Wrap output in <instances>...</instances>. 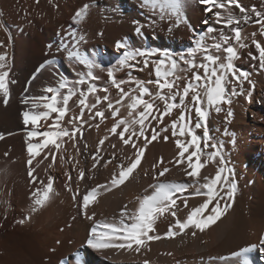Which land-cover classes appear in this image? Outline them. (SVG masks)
Segmentation results:
<instances>
[{
    "label": "snow or ice",
    "instance_id": "6c2138e0",
    "mask_svg": "<svg viewBox=\"0 0 264 264\" xmlns=\"http://www.w3.org/2000/svg\"><path fill=\"white\" fill-rule=\"evenodd\" d=\"M36 2L38 3L39 0ZM199 3L205 6L206 14H211L210 19L202 21L206 26L205 30L200 33L194 32V46L186 52L173 54L166 50H139L131 48L126 41H117L116 48L123 49V54L116 65L103 69L100 64L80 50V44L84 39L82 36L77 38L75 32H70L69 36L73 43L69 45L62 41L61 47L67 53V58L83 65L87 71L80 73L75 81L61 77L57 86L44 88L42 95L24 96L21 99V103L27 106L21 113L22 122L25 126L31 125L25 136V143L28 156L27 175L33 190L29 196L31 204L23 218L16 221L18 224H25L33 213L44 208L59 195L53 187V176L48 175L45 183L43 179L33 175L35 168L44 160H48L49 156L45 155L35 167L32 166L33 160L49 145L60 151L64 137L75 140L78 133L82 135V123L87 122L83 119L85 110L89 114V119L100 117L103 121L105 112L98 106L104 102H107V110L111 112L114 120L108 131L116 134L123 145L130 146L135 151L131 157H127L130 161L127 165L124 163L115 165L119 172L114 171L107 184L91 188L82 197L79 188L73 191L70 183L66 182L64 185L72 194V200L77 203L80 213L86 220L92 222L86 241L89 248L96 251L125 250L140 253L142 249L150 250V242L183 237L188 234L186 230H191L190 234L195 237L197 230L204 232L232 207L238 191L235 170L229 166L222 145L211 136L208 120L212 111L219 114L225 111L223 106L228 105L225 121L230 123L234 116L231 107L232 98L244 95L249 102L251 101L255 82L250 78L251 73L238 67L236 61L241 59L239 50L249 47L246 41L250 38L258 56L251 52L248 55L252 60H258L259 69L264 71V42L256 39L257 32L251 33L250 37L245 36L241 25L254 21L259 25L258 34L264 37V10H258L255 6L248 8L241 0H199ZM140 6L160 21H174L169 31L172 27L188 23L185 14L186 0H141ZM90 7L89 4L80 7L72 17L73 21L76 23L84 21ZM2 15L3 13L0 12V16ZM0 29L7 32L3 22H0ZM142 29L143 26L138 24L135 33L143 36ZM10 45L9 34L7 45L0 41V49H3L0 51V96L3 97L5 105L8 104L11 96L10 84L16 83L15 80L10 79L11 62L7 51ZM54 63V60L45 61L37 68L36 73ZM96 68L107 72L106 86L100 87L96 83L101 79L94 71ZM124 69L129 70L128 78L118 79L116 73ZM145 69H148L150 76L154 75L155 78L140 80L132 75V70ZM35 79L36 74H33L28 85L30 86ZM245 82L250 86L247 92L244 88ZM149 85L154 86L155 91ZM110 88L116 89V99L112 98ZM25 92H28L27 86ZM100 93L103 95L101 96ZM90 97L93 100L90 101ZM73 106L79 108V113H73L65 121V117L73 112ZM121 108L127 110L126 115H121ZM176 110L179 111V115L171 119L169 124H165V118H171ZM49 120L52 122L47 123ZM152 121L156 122L155 125ZM41 122L47 124L43 131L40 130ZM65 124L70 125L71 128ZM96 127L98 129L99 125ZM117 129L121 130L117 132ZM148 129L151 130L150 137L146 134ZM197 130H201L202 135L198 134ZM169 132L171 137L175 138V147L178 151L173 160L165 162L161 157L152 165L155 174L154 183L148 186L151 192L145 189V194L135 198L137 207L134 210H129L126 204L120 209L118 218L97 219L96 213L90 212V206L98 203V197L103 193L111 192L114 188L123 185L140 166L148 145L160 139L162 133H164L163 141L167 142L170 138L167 134ZM228 134L226 128L225 135ZM37 137L42 139L33 142V138ZM2 138L0 136V139ZM106 139H108L107 135L99 141V144L102 145ZM141 139L142 146L137 143ZM112 147L116 146L112 145ZM205 149L211 151L206 152ZM99 151L98 145L97 154ZM49 154L51 162L47 165L46 172L48 168L53 167L57 159L56 153L51 149ZM61 159L63 160V157ZM92 159L94 161L92 167L95 168L100 160L97 155H93ZM110 163L111 160L105 161L103 166L108 167ZM209 163L216 165L215 175L201 178V170ZM172 164L185 165V175L192 179V184L162 181L160 177L170 172L168 165ZM65 176L71 181L72 177L68 172H65ZM84 178L85 171L80 169L78 179ZM189 187H195L192 195L204 199L198 206L190 208L186 217L181 219L178 213L182 208H189L188 198L184 196ZM166 215L171 216L173 222L161 236L156 233V224L161 218H166ZM257 249L264 256V235L261 236L259 245L253 244L233 252L232 264H254L250 254ZM60 264H70V262L65 258ZM72 264H85L79 252L75 254ZM143 264H149V261L144 260Z\"/></svg>",
    "mask_w": 264,
    "mask_h": 264
},
{
    "label": "rangeland",
    "instance_id": "374dc122",
    "mask_svg": "<svg viewBox=\"0 0 264 264\" xmlns=\"http://www.w3.org/2000/svg\"><path fill=\"white\" fill-rule=\"evenodd\" d=\"M39 1H41V2H38L37 3L36 0H6V1L5 0H0V8H1L0 9V12L3 13V15L0 17L1 18L0 20H1V22L4 21L3 23H4L5 27H7V29L8 28L10 29V30L8 29L7 33L11 35V45L8 47L10 49H8L7 51L9 53L10 62L11 61L14 62V64H13V62H11V71H10V78L13 75V80L16 81V83L13 84L14 86L15 85L17 86L18 83H19V78L17 77V75H16V77H14L15 76V73L13 72V71H15V68H13V67H15L16 49H17V45H18V42H19L17 40L19 39V37L21 35H24V37L25 36L32 35L33 32H34V30L37 29V24H39V26H40L39 27V30H40L41 33H44L45 29L51 26V35H52V38L50 40L49 39L46 40L45 43H41V48H40L41 50L40 49L38 50V56H41L42 55L44 57H48L50 55L47 58L48 60L53 59V58H57V60L55 61L54 64L47 65L45 69H42V70H46V72H48V70H50V72H48V74H50V78L52 77L51 74H53V73H54L53 76H55V77H52L51 79L45 80L44 81V84L42 83L39 86V89H37L38 90V93L36 92L37 90L34 91V92H36L35 96L42 95V90L45 87H48V85L50 86V83H51V86L52 87L53 86L54 87L57 86L55 83L58 82V79L61 78L63 76V74H66L63 77L64 78L67 77L68 80H69V77L70 76H73L72 73H74L75 74L73 76L74 79L73 80H69V81H75L76 79L79 78L80 71H81V73L82 72L84 73V71L85 72L87 71V68H85L83 65H81L79 63H76V62L74 63V61H70L67 58V53L61 47L62 41L65 42V43H68L69 45L71 44V42L73 43V40H72L71 36H69V33L70 32H75L76 37H78V38L82 36L84 39H83V41L80 44V50L83 53H85L90 59H92L95 62H97L98 64H100L103 69H107L108 67H112V66L116 65L117 61L121 58L120 57V53H122L124 51L123 49H117L116 48V42H117V40L118 41H126V42H128L129 46L131 48H133V49L144 50V49H147L148 48V49H156V50H160V51H165L166 50V51L172 52L173 54H175V53L178 54L180 52H186L188 50V48H191V47L194 46V41H193L194 38H195L194 37V31H195V33H198L197 31H200V32L201 31H204L205 30V27H206L202 23V21H204L205 20V17L207 16V14H205V11H204V7L205 6L202 5V4H200L199 2H197L198 0H195L194 3H195V5L198 4V7H200L201 10L199 11V8H198V12L196 11V13H195V16L196 17H194V16L191 15L190 9H189L190 6L188 7L187 5H189V4L186 2L185 14H186V18H187L188 23L187 24H181L178 27H172V30L171 31H169V28L172 26V24L174 23V21L173 22L167 21V20H165L164 22L163 21H159V19L157 17H156L157 18L156 19L155 16H153L150 12H148L146 9H144V8H142L140 6L141 0H76L75 1L76 3L74 2V0H64V2H63V0H39ZM263 1L264 0H256V1L255 0H242L241 2L246 7H248V8H251L252 6H255L258 10H260V9L261 10H264ZM68 2H69V4H68ZM83 3L84 4L91 5V7L89 8V13H88L90 15L87 16V18L85 19V21H82L80 23H76V22L73 21L72 17L75 14L76 10H78V8H80V7H82L84 5ZM56 4H58V5H56ZM70 4H72V5H70ZM76 4L78 5V7L76 8L75 12L72 13V8L74 6H76ZM27 5H28V7H27ZM92 5L95 6L96 8L93 7ZM69 6H71L70 9H69ZM258 6H260V7H258ZM65 8H67V9H65ZM2 9H3V11H2ZM18 9L20 10V12L18 11ZM4 10H6L7 12L4 11ZM7 13H8V15H7ZM50 13H51V15L49 16ZM54 13H56V14H54ZM59 13H61V14H59ZM92 13H93V15L91 16ZM237 13H238V10H237ZM5 16H7V17H5ZM24 16H25V18H24ZM127 16H128V18H127ZM93 17H96L97 18V20L95 22H93V19H92ZM102 19H103V21H102ZM141 21H143V22H141ZM57 22L59 23L58 24L59 25L58 29L54 25ZM102 22L103 23L105 22V23L103 24ZM123 22L128 24L127 25V28H122V30L118 31L117 28H114V27L112 28L111 27V26L118 27V25L120 27H125V26H123L124 25ZM6 24H7V26H6ZM138 24L143 26V29H142L143 36H140V35L138 36L135 33V28L137 27ZM89 25H90V27H89ZM131 25H133V26H131ZM148 26L150 28H148ZM161 26H163V28ZM214 26L215 27H219V25H214ZM108 27H109V29H108ZM241 27L243 29V34L245 36L250 37L251 36V33L257 32L256 39L259 40V41H261V42H264V37H262V36H260L258 34L259 25H257L256 23H254V21L253 22H250L248 24H242ZM59 28H61V29H59ZM100 29H102V30H100ZM125 29H127V30L126 31H123ZM146 29H148V30H146ZM104 30H106V31H104ZM0 31L1 32L3 31L4 34L6 35L5 36L3 34L6 39L5 38H1L0 41H3L7 45L8 44V36L9 35L6 33V31L4 29H2ZM65 35H66V37H65ZM84 36H86V37H84ZM117 36L119 38H117ZM55 41H56V44L54 45V42ZM250 41H251L250 38L246 41V43L249 44V47L248 48H244V49H240L239 50L241 52L240 53L241 59L237 60L236 61V64H237L238 67H240L243 70L251 73V77L250 78L255 82V87L257 88V94L258 95H256V103L257 102H263L264 103V100H263V93H264V71H261L259 69V62H258V60H252L251 57L248 55V53L251 52L253 55H257L258 56V53H257V51L255 49V46L252 45ZM89 43L91 45H89ZM1 50H3V49H1ZM11 52L13 53V55H12ZM47 59L42 60L39 64L36 65V67L37 66L39 67L42 63H44L45 61H47ZM71 66H73V67H71ZM75 66L78 67L77 70H79V72H76L77 70H76ZM72 68H74L76 71L74 72V70ZM96 69L94 70L95 73L98 72L96 75L99 74L98 76L101 78L99 81H97L98 86H101V87L106 86L108 84L107 72L106 71H102V70H98V69H101V68H96ZM36 70L32 74H35L36 73ZM145 70H144L145 72L144 71H138V70H132V75L134 77L137 76L138 79L140 78V80H144V79L145 80H148L149 78L150 79H154L155 78L154 75H151L150 76L149 70H147V69H145ZM54 71H56V73ZM128 71H129L128 69H124V70L119 71L121 73L117 72V74H116L117 75V78L118 79H124L126 77V79H127L128 78L127 77ZM57 72H59V73L57 74ZM136 73H138V74L137 75H134ZM140 75H142V76L140 77ZM75 76H77L78 78L76 77V79H75ZM31 78H32V76L29 77V80ZM54 78H55V80H54ZM70 78L72 79V77H70ZM53 83H54V85H53ZM105 83H107V84H105ZM46 84H48V85H46ZM149 86H151L150 88H152V89L154 88V86H152V85H149ZM249 87L250 86L247 84V82H245V84H244L245 92H247V90L249 89ZM154 89H153V91H155ZM114 90H113V88H111L110 92L112 94V98L113 99H116L117 98V96H116L117 93H116V91L114 92ZM27 93L28 92H25V88L24 89H19L18 88L15 91L12 89V93H11L10 98L13 97L12 99H16V100L18 99L20 101V99H22V97H24L25 95H27ZM100 95L102 96L103 93H100ZM30 96H34V95L31 94ZM243 96L244 95H240V96H235V97L232 98L234 104H232L231 107H233L234 105L235 106L233 107V112H234L233 120L231 119L232 121L230 123H228L229 125L226 123L229 128L225 125V122H226L225 121V115H226V110L229 107L228 105H224L223 106L224 109H225V111H222L221 112L222 115L224 114L223 116L221 115V113L217 114L214 111H212L211 112V118L209 116V120H208V124H209V121L213 120L214 117L216 119L218 118L217 121L218 120L221 121V122L218 121L219 124L222 125L221 128L226 127L227 130H228V133H229L228 136H230V137L232 136V138H233L232 140L235 141L236 144L233 143L234 146H236L238 144V141H237V139H238L237 136L238 135H235L237 132L235 131L233 124H234V121L236 120V117L238 119V117L240 116L239 115L240 113L238 111L239 108H240V105L243 104V103H245L242 100H245V101L247 100V99H245V96L244 97ZM10 98H9V102L8 103L11 102V99ZM91 100H93V99L90 97V101ZM70 104H71V102H70ZM104 104H105L106 107L104 106ZM5 106H8V104L5 105ZM160 106H161V108L163 107L162 104ZM98 107H100L99 109H101V110H103L105 112V119L102 122H101V118L100 117H96L94 120L93 119H89V114H88L87 110H85L86 113L88 114V117H87V114L85 113V116H84L85 118H83V119L85 121H87V122L89 121V123L88 124H86L87 122L86 123H82V125L84 124L82 126L83 128L81 127L82 135L80 133H78L77 134V137L78 138L76 137L75 140H72L69 137H64V143L61 144L60 151H56L55 149L52 150L53 152L56 153V157H57V159H56V161H55L52 169L53 168L54 169H58L57 165H58V163H60V160H61L60 157H61V154H63V150L64 149L69 150L72 153H74L72 155V159H73L72 164L69 165V166H71V169L70 170L68 169L69 171L67 170V165L65 163H63V162H65V158H64L65 156L63 155V158L64 159H63L62 164H63V167L66 166V168H65L64 173H62V178H60L61 175L60 176L57 175V174H55L56 176L55 175H51V173H49L48 171H47L48 173L46 174L45 169L47 167H44V166L43 167L42 166H39V169L41 170L40 172H37V168H35V172L33 173V175L34 176H37L39 179H41L39 177V175L42 174V176H44L43 175L44 173L47 176L48 175L53 176L54 177L53 187L56 190V192H58V193H60V190H61L60 189V187H61L60 186V184H61V180L60 179H62V187H63V190H65V193L66 194H65V196L63 198H61L60 196L58 197V199H59V203L58 204L61 205V206L66 205V209H67L68 213H67L66 219H64V218L61 219L60 216L58 217V214H57V216H53V218H52V222L54 220L55 221L53 223L54 225H52V227H50V229H52L54 227L53 228V232L51 234L53 236L51 238H52V240L53 239L55 240V243L57 245L56 247H58V245H60L62 243V239H56L57 233H59V232L64 233V232H66V230L70 229L72 227L74 221L77 218H82V219L86 220L84 218V216L82 215V213H80V211L78 210L77 203L72 200V194H70L66 190V188L64 187L65 182L67 181L68 183H70L71 187L73 188V191H75L77 188H80L79 189L80 196L82 197V195L86 193V190L88 191L91 188H94V187H96L97 185H100V184H107L108 181H110V179L112 177V173L114 171L115 172L117 171V173L119 172V169L116 168L115 165L116 164H119V163H124L125 165H127L130 162L127 159V157H131L132 154H133V152L135 151L134 149L132 150V148H131V153L129 154L130 156H128V155L126 156L125 153H127L128 150H130V148L128 149V146L123 145V143L121 141H119L120 139H119V137L116 134H112V133H110L108 131V129L111 128L110 124H113L114 120H113L112 117H110L111 116V112L109 110H107V102L102 103ZM257 107L258 106H256V108ZM260 107H261V105H259L258 109ZM76 109L79 111L78 108H76L75 106H73V112H70V113H72V114L73 113L78 114L79 112ZM122 110H124V111L122 112ZM70 113L68 114V116L65 117V121L68 119L69 116L72 115ZM126 113H127V110H125V108H121V114L122 115L123 114L126 115ZM213 113H215V114H213ZM107 115H108V117H107ZM177 115H179V111L178 110H176V111L173 112L171 118H168V117L165 118V124H169L171 122V119H173V118L175 119L177 117ZM53 116H55V115L53 114ZM255 118H257V119H255ZM98 119H100V120H98ZM91 120H93V121H91ZM90 121H91V123H90ZM263 121H264V113L260 111L259 118H258V116H254V117L253 116H250V122H248L250 125L248 123H243L242 121L239 122V125L242 126L244 128V130H246L248 127H249L248 129H251L253 127L254 129L252 128V130L250 131V133H251L250 135H252L256 140H258V141L261 140V142H262V143L258 142V144H256V149L257 150H255V153L254 154L253 153H250L251 154L250 155V160L248 159V161H246L245 160L246 158H243L244 156L243 157L241 155L238 156L237 161L239 163H241L240 165H241L242 168H240V167L237 166V162H236L235 158H234V161H233V159H232L233 157H231V156H233L234 154L233 155L232 154L231 155H228V154L225 153V157L227 158V160L228 161L229 160L231 161V162L229 161V164H232V165H229V166L232 167V168H234L236 176L237 177L244 178V179H246V178L248 179V178H251V177L248 176V174L246 173V171H248V172H251L252 171V173L254 174L255 180L256 181H259L258 184H259L260 189H262V190L264 189V182H262V181H264V173H263L264 172V132L263 133L262 132H259L260 130L258 128V122H259L260 125L264 126V122ZM50 122H52V121L49 120L48 123H50ZM154 122L155 121H152L153 125H155V123H156V122L155 123ZM95 124L99 125V128L98 129H97V127H95L96 126ZM247 124H248V127H246ZM223 125H225V126H223ZM21 126H22L21 129L14 130V131H8V130L5 129L4 131H2V132H4V133H2L3 135H1L3 138L0 139V145H1L0 146V258H1L0 259V264H42L41 261L38 260L37 257L32 256L31 254H29V256H25L24 255L25 253H29V252H28L27 246L24 245L25 242H24V239H23V234H29V233L30 234H34L35 233L34 236H37L39 234V236H40V238H38L39 244L41 243L42 244V248H44V252L41 254V256H43L44 258H47L48 257L47 260H45L44 262L42 261L43 263L50 261L51 255L53 253H58V251H59L56 247L52 246L54 242H52V245H50V243H47V239L46 240L44 239V236L45 235L43 233H44V231H46V229L42 225L43 224L42 220L41 221L38 220V218H39L38 214H40L41 212H43L45 210V207L42 208V209H40L36 213H33L32 216H31V219L29 221H27L25 224L21 225V224H18L16 222L17 220L23 218V216L26 214V212H27V210L29 208V205L31 204V200L29 199V196H30L31 191L33 190V185L29 183L30 178L25 173V171L20 170V165L22 163H24L25 164V167L28 168V165H27L28 156H27V151H26V143H25V136L26 135H25V133H27L26 130H29L28 128H30L31 125L27 126L28 127L27 128L25 125H23L21 123ZM65 126H67V127L69 126V128H71L70 125H65ZM41 127L46 128L47 127L46 123L44 125V122H41ZM107 127H109V128H107ZM230 128H231V130H230ZM233 129H234V131H232ZM86 130H87V132H86ZM119 130H121V129H118L117 132H119ZM222 130L224 131V129H220L219 128L214 133L213 132H210L211 136L215 138V141H217L216 139L219 137L218 134L224 135V133H223ZM16 131L19 132V133H17ZM197 131H198V134H201L202 135V131L201 130H197ZM85 132H86V134H85ZM90 133H93L96 136L100 135L99 136L100 139L97 138V141L95 143L92 141L93 142V146H92V142L91 143H87L89 146L84 148L85 149V152L82 155L81 154L78 155L77 149L80 148L82 141H83V143L85 142L84 139L86 140V138H88V136L90 135ZM107 133L109 135H107ZM102 134L104 135V137L107 135L108 136V139L104 140V145H102L103 147L100 148L101 146L99 144V141L102 139ZM146 134H148L149 137H150L151 130L148 129ZM167 134L170 137L167 142H164L163 141L162 136L164 135V133H162L160 139H158L157 141H153V143L150 144V148H149V145H148V148L145 150V156H144V158H142V161H141L140 166L137 167V169L134 171V173H132V175L130 176L131 178L129 177L128 181L125 182L127 184L130 180H132V177H135V179H138V180L141 179L140 180L141 182L139 181V183H141V184H142V177L145 178L148 181L151 180L148 183L147 187L145 186L144 188H141V190H139L140 193L139 192H138L139 194L137 193L138 196L139 195H142V194H145V192H144L145 190H143V189H146V188L148 189V186L150 184L154 183V181H153V175L155 173L152 170V165L154 163H156V161L159 158H161V157H163V159L166 158L162 152H159L158 153V156L156 155V156L153 157V159H154L153 161L154 162L150 164L151 166L150 165H146V162L145 161L147 160L148 153L151 150V148L154 145H162V144H170V143L172 144L173 143L172 145L175 148V149L173 148V151H176V154H177V151L178 150L175 147V142H174L175 138L171 137V133L170 132L167 133ZM16 135H20L21 138H22L21 140H22L23 145H21L20 153L19 152L18 153H15L14 150L12 149L11 142L9 144V139L11 137H13V136H16ZM242 135H243V141H244V143L247 142V140H246L247 139V135L245 133L242 134ZM126 136H127V134H126ZM253 137H251L250 140H248V142L249 141L250 142H253V140H252ZM6 139H8V140H6ZM33 140L35 142V139L34 138H33ZM110 140H111V143L112 144L108 143ZM115 140L118 143L119 142L122 143V144H119L122 147L119 146L118 148H119V150L121 148V151H124L123 153L125 155H122L123 159L122 158L121 159L120 158L117 159L115 157L116 158L115 160L114 159L111 160L113 157L108 156V155H110L109 153H113L115 151L120 153V151H118V148L116 146V143L117 142ZM72 141H74L76 143H74ZM112 141H114V142H112ZM139 141H137V143H139L140 146H142L143 145V140H141L142 141L141 142L142 144ZM2 142H3V144H2ZM69 142H70V144H69ZM68 144H69V146H68ZM113 144L116 146L117 149L112 147ZM70 145H71V147H70ZM98 145H99V148L101 150L97 154L96 150H97V146ZM107 145H109V148H108ZM50 146H52V145H49V147ZM94 146H95V148H93ZM123 146H125L127 149H125V147H124V150H122L123 149ZM49 147L41 150L40 155H38L35 159L41 157L42 153H46L47 151H49L48 150ZM106 147H107V149H106ZM110 148H112V149H110ZM114 149H115V151H114ZM89 150H90V152L92 151V153L88 152V155H87L86 151H89ZM206 150L207 151H211V149H205V151ZM76 152H77V155H76ZM123 153L121 152V154H123ZM176 154L174 152L173 156H171L170 159L166 158L164 161L167 162V161H170L171 159H174V157H176ZM92 155H97L98 158H99V160H100V163H98L95 168H92V165H93V162H94V161H91L92 160V157H93ZM104 155H106V156H104ZM43 156H45V155L43 154ZM88 156H89L90 160L87 159ZM228 157H230V158H228ZM84 159L87 160L88 162H90V165L88 167L84 166V162H83ZM107 159L108 160H111V163L108 165V167L112 165L111 169L110 168L107 169L108 167H104L103 166L104 163H105L104 160L107 161ZM23 160H25V162ZM77 160L78 161L80 160V161L78 162ZM50 162H51V159H50ZM66 162L68 163V161H66ZM11 163L15 167H16V165H19V171L20 172H18V171L16 172V175H15L16 177L15 178H12L11 177V170L9 169L10 168L9 164H11ZM33 163L34 164H32V166L35 167L37 165V163L34 162V161H33ZM73 163H74V165H73ZM168 166L170 167L171 170H170V172L166 173V175H165L166 178H165V176L164 177H160V179L162 181L166 180V181H174L175 182L177 180V182L183 181V182H185L187 184L188 183L189 184H192V182H191L192 179L190 177H188V178H187V176L184 177L185 176L184 175L185 172H184V169L183 168H185L184 167L185 165H180L182 167V169H181V168H179L180 166L177 167L174 164H172V166H174V170L172 169L173 167L171 165H168ZM207 166H209V167L208 168L205 167V168H203L201 170V172L203 171V174L202 173L200 174L201 178L203 176H214L215 175L216 165H214V163H209ZM175 167H177V168H175ZM80 169L85 170V178L83 180H79L78 179V175H79V170ZM106 170L111 171V172H104ZM65 172H68L71 175V177H72L71 181H68V177L67 176H63V175H65ZM102 172H104V173L102 174ZM145 172H148L147 175H145ZM150 172H153V174H152L151 177H150ZM172 173H174V174H172ZM180 175H181V177H180ZM260 175H262V176H260ZM47 176L46 177L44 176L45 178L44 177L42 178L46 182H47ZM106 176H108L107 177L108 178V181L106 180L107 179ZM10 177H11V179H10ZM169 177L172 180L169 179ZM86 178H88V180L89 179L90 180L88 181ZM258 178H259V180H258ZM26 180H28V181H26ZM125 183L123 185H120L118 188H114L111 192H105L102 195H100L98 197V203H95V205L93 204V206L92 205L90 206L91 208L93 207L92 210L90 208V212H95L96 211L95 209L98 207V205L100 204V202L108 195V193H114V192H117V191L121 190V188H123L122 186L126 185ZM28 184H29V186H28ZM25 185L27 187H25ZM17 186H19V188L22 189V193L20 191H19V193H17V194H19V199H16V198H18V195L15 194L16 193V190H17L16 189ZM194 188L193 187H189V189L187 190V192H185V194H190L191 196H193L192 194L195 192V189ZM238 191H239V189H238ZM148 192L150 193L151 192V189H148ZM5 194H6V196H5ZM24 196H26V197H24ZM197 198L198 199H203V197H196V198L195 197H191V199H193V200L194 199H197ZM24 200H25V202H24ZM20 202H22V203H20ZM201 202L199 201L194 206H198ZM75 203H76V205H75ZM47 205H46V207H47ZM105 210L108 211L107 209H105ZM57 212H60V210L57 209L56 210V213ZM95 213H96V218L97 219H101V218L104 217V218H107V219L111 220L112 217H115L113 214H110V213L109 214L108 213H105V212L98 213L97 211ZM186 215H187V213H186ZM74 216H75V219H73ZM54 230H55V232H54ZM57 241H59V242L61 241V242L58 244ZM51 248H53V249L51 250ZM75 249H80V246H77Z\"/></svg>",
    "mask_w": 264,
    "mask_h": 264
},
{
    "label": "bare ground",
    "instance_id": "6f19581e",
    "mask_svg": "<svg viewBox=\"0 0 264 264\" xmlns=\"http://www.w3.org/2000/svg\"><path fill=\"white\" fill-rule=\"evenodd\" d=\"M6 1V0H5ZM76 0H74L75 2ZM195 0H186V2L189 4L187 5L190 9V13L192 16H195L196 11L198 12V8L199 11L201 10L200 7H198V4L195 5L194 3ZM242 1V0H241ZM256 1V0H255ZM8 2V1H7ZM29 2V1H28ZM41 2V1H39ZM64 2V0H63ZM86 2V1H85ZM135 2V1H134ZM199 2V0L197 1ZM5 3V2H4ZM59 3V2H58ZM71 3V2H70ZM76 3V2H75ZM9 4V3H8ZM19 4V3H18ZM30 4V3H29ZM69 4V2H68ZM73 4V3H72ZM70 4V5H72ZM84 4V3H83ZM249 4V3H248ZM264 4V1H263ZM16 5V4H15ZM58 5V4H56ZM74 5V4H73ZM261 5V4H260ZM7 6V5H6ZM9 6V5H8ZM34 6V5H33ZM40 6V5H39ZM93 6V5H92ZM135 6V5H134ZM25 7V6H24ZM28 7V5H27ZM36 7V6H35ZM71 6H69L70 9ZM78 7V5L76 4V6H74L72 8V13L75 12L76 8ZM95 7V6H93ZM260 7V6H258ZM7 8V7H6ZM96 8V7H95ZM141 8V7H140ZM1 9V8H0ZM10 9V8H9ZM8 9V10H9ZM67 9V8H65ZM68 9V10H69ZM79 9V8H78ZM93 9V8H92ZM11 10V9H10ZM15 10V9H14ZM25 10V9H24ZM34 10V9H33ZM42 10V9H41ZM67 10V11H68ZM96 10V9H95ZM98 10V9H97ZM113 10V9H112ZM116 10V9H115ZM124 10V9H123ZM203 10V9H202ZM261 10V9H260ZM3 11V9H2ZM6 11V10H4ZM18 11L20 12V10L18 9ZM55 11V10H54ZM66 11V12H67ZM77 11V10H76ZM136 11V10H135ZM237 11V10H236ZM7 12V11H6ZM10 12V11H9ZM24 12V11H23ZM114 12V11H113ZM138 12V11H137ZM147 12V11H146ZM203 12V11H202ZM29 13V12H28ZM130 13V12H129ZM56 14V13H54ZM61 14V13H59ZM96 14V13H95ZM101 14V13H100ZM104 14V13H103ZM142 14V13H141ZM206 14V13H205ZM6 15V14H5ZM8 15V13H7ZM13 15V14H12ZM19 15V14H18ZM21 15V14H20ZM28 15V14H27ZM38 15V14H37ZM45 15V14H44ZM51 15V13L49 14V16ZM53 15V14H52ZM65 15V14H64ZM90 15V14H88ZM93 15V13L91 14V16ZM98 15V14H97ZM210 15L211 14H207V16L205 17V19H210ZM32 16V15H31ZM99 16V15H98ZM1 17V16H0ZM7 17V16H5ZM40 17V16H39ZM112 17V16H111ZM135 17V16H134ZM151 17V16H150ZM12 18V17H11ZM25 18V16H24ZM44 18V17H43ZM101 18V17H100ZM103 18V17H102ZM128 18V16H127ZM156 18V17H155ZM203 18V17H202ZM1 19V18H0ZM9 19V18H8ZM7 19V20H8ZM23 19V18H22ZM49 19V18H48ZM93 22H95L97 20L96 17H93ZM91 19V20H92ZM117 19V18H116ZM157 19V18H156ZM196 19V18H195ZM26 20V19H25ZM45 20V19H44ZM56 20V19H55ZM59 20V19H58ZM101 20V19H100ZM109 20V19H108ZM128 20V19H127ZM150 20V19H149ZM3 21V20H2ZM49 21V20H48ZM85 21V20H84ZM103 21V19H102ZM107 21V20H106ZM122 21V20H121ZM134 21V20H133ZM160 21V20H159ZM158 21V22H159ZM1 22V20H0ZM4 22V21H3ZM14 22V21H13ZM47 22V21H46ZM87 22V21H86ZM110 22V21H109ZM143 22V21H141ZM156 22V21H155ZM164 22V21H163ZM173 22V21H171ZM19 23V22H18ZM39 23V22H38ZM103 23V22H102ZM105 23V22H104ZM103 23V24H104ZM124 23V22H123ZM134 23V22H133ZM152 23V22H151ZM24 24V23H23ZM59 23L57 22L55 25V27L58 29ZM113 24V23H112ZM111 24V25H112ZM120 24V23H119ZM18 25V24H17ZM100 25V24H99ZM108 25V24H107ZM123 25V24H122ZM127 23H124L123 26L125 27H120L118 25V27L116 26H111L112 28H117L118 31L122 30V28H127ZM135 25V24H134ZM7 26V24H6ZM133 26V25H131ZM146 26V25H145ZM152 26V25H151ZM165 26V25H164ZM196 26V25H195ZM205 26V25H204ZM23 27V26H22ZM36 27V26H35ZM39 24H37V29L34 30L33 34L30 36H25L24 35H19V39L17 41L18 45H17V49H16V60H15V71H13L15 73V76L17 75V77L19 78V83L18 85L14 86L13 84H10V89H11V93H12V89L15 91L16 89H24L26 86L28 87V93L25 96H30L31 94L35 96L36 92L38 93L39 86L43 83L45 80L51 79L52 77H55L52 75V77L50 78V74H48V72H50V70H48V72H46V70H41L39 73H35L36 74V79L32 81L31 85H28V81H29V77L33 76V72H35V70L37 69L36 65L39 64L42 60L47 59L48 57H44V56H38V50L41 48V43H45L46 40H50L52 38L51 35V26L46 28L44 33H41L39 30ZM42 27V26H41ZM64 27V26H63ZM88 27V26H87ZM90 27V25H89ZM105 27V26H104ZM110 27V26H109ZM108 27V29H109ZM163 28V26H161ZM7 28V27H6ZM97 28V27H96ZM148 28H150L148 26ZM152 28V27H151ZM188 28V27H187ZM206 28V27H205ZM9 29V28H8ZM7 29V31H8ZM61 29V28H59ZM85 29V28H84ZM153 29V28H152ZM2 30V29H0ZM10 30V29H9ZM17 30V29H16ZM43 30V29H42ZM99 30V29H98ZM102 30V29H100ZM127 29L123 30L126 31ZM148 30V29H146ZM150 30V29H149ZM82 31V30H81ZM86 31V30H85ZM106 31V30H104ZM3 32V31H2ZM0 31V39L1 38H5V34L4 32L2 33ZM14 32V31H13ZM31 32V31H30ZM55 32V31H54ZM66 32V31H65ZM77 32V31H76ZM84 32V31H83ZM82 32V33H83ZM129 32V31H128ZM155 32V31H154ZM159 32V31H158ZM195 32V31H194ZM198 33L200 31H197ZM202 32V31H201ZM7 33V32H6ZM21 33V32H20ZM19 33V34H20ZM53 33V32H52ZM80 33V32H79ZM106 33V32H105ZM5 36H4V35ZM8 34V33H7ZM12 34V33H11ZM26 34V33H25ZM56 34V33H55ZM111 34V33H110ZM154 34V33H153ZM193 34V33H192ZM9 35V34H8ZM7 35V36H8ZM59 35V34H58ZM83 35V34H82ZM92 35V34H91ZM149 35V34H148ZM116 36V35H115ZM123 36V35H122ZM139 36V35H138ZM153 36V35H152ZM63 37V36H62ZM66 37V35H65ZM86 37V36H84ZM103 37V36H102ZM78 38V37H77ZM93 38V37H92ZM117 38H119L117 36ZM6 39V38H5ZM65 39V38H64ZM99 39V38H98ZM141 39V38H140ZM146 39V38H145ZM193 39V38H192ZM4 40V39H3ZM61 40V39H60ZM15 41V40H14ZM54 41V40H53ZM97 41V40H96ZM106 41V40H105ZM118 41V40H117ZM146 41V40H145ZM184 41V40H183ZM194 41V40H193ZM71 42V41H70ZM95 42V41H94ZM139 42V41H138ZM147 42V41H146ZM251 42V41H250ZM65 43V42H64ZM72 43V42H71ZM91 43V42H90ZM89 43V45H91ZM128 43V42H127ZM134 43V42H133ZM143 43V42H142ZM56 44V41L54 42V45ZM113 44V43H112ZM13 45V44H12ZM53 45V44H52ZM71 45V44H70ZM45 46V45H44ZM86 46V45H85ZM132 46V45H131ZM134 46V45H133ZM150 46V45H149ZM47 47V46H46ZM83 47V46H82ZM104 47V46H103ZM164 47V46H163ZM45 48V47H44ZM50 48V47H49ZM84 48V47H83ZM112 48V47H111ZM10 48H7V50ZM47 49V48H46ZM54 49V48H53ZM60 49V48H59ZM148 49V48H147ZM189 49V48H188ZM1 50V49H0ZM41 50V49H40ZM43 50V49H42ZM114 50V49H113ZM140 50V49H139ZM145 50V49H144ZM2 51V50H1ZM107 51V50H106ZM109 52V51H108ZM249 52V51H248ZM12 53V52H11ZM241 53V52H240ZM123 52L120 53V57L122 56ZM176 54V53H175ZM13 55V53H12ZM54 56V55H53ZM56 56V55H55ZM60 57V56H59ZM61 58V57H60ZM13 59V58H12ZM62 59V58H61ZM116 59V58H115ZM48 60V59H47ZM100 60V59H99ZM113 60V59H112ZM111 60V61H112ZM117 60V59H116ZM67 61V60H66ZM13 62V61H11ZM100 62V61H99ZM70 63V62H69ZM75 63V62H74ZM14 64V62H13ZM60 64V63H59ZM62 64V63H61ZM73 64V63H72ZM58 66V65H57ZM56 66V67H57ZM60 66V65H59ZM53 67V66H52ZM73 67V66H71ZM39 68V67H38ZM46 68V67H45ZM44 68V69H45ZM70 68V67H69ZM76 70L78 67H76ZM107 68V67H106ZM56 69V68H55ZM54 69V70H55ZM74 70V72L76 71L74 68H72ZM80 69V68H79ZM59 70V69H58ZM61 70V69H60ZM84 70V69H83ZM97 70V69H96ZM101 70V69H98ZM148 70V69H147ZM146 71V70H145ZM144 71V72H145ZM56 73V71H54ZM76 72H79V70H77ZM85 72V71H84ZM97 72V71H96ZM136 72V71H135ZM52 73V72H51ZM59 72H57L58 74ZM64 73V72H63ZM71 73V72H70ZM81 73V71H80ZM79 73V74H80ZM83 73V72H82ZM98 73V72H97ZM96 73V74H97ZM101 73V72H100ZM105 73V72H104ZM121 73V72H119ZM142 73V72H141ZM73 76L75 75L74 73H72ZM78 74V73H77ZM76 74V75H77ZM103 74V73H102ZM106 74V73H105ZM117 74V73H116ZM138 73L134 74L137 75ZM146 74V73H145ZM56 75V74H55ZM66 74H63V76ZM70 75V74H69ZM99 75V74H98ZM120 75V74H119ZM122 75V74H121ZM60 76V75H59ZM62 76V77H63ZM73 76L72 79L69 77V80H73ZM117 76V75H116ZM123 76V75H122ZM142 75H140L141 77ZM57 77V76H56ZM77 76H75L76 79ZM137 77V76H136ZM17 78V79H18ZM59 78V77H58ZM67 78V77H66ZM78 78V77H77ZM105 78V77H104ZM121 78V77H120ZM138 78V77H137ZM144 78V77H143ZM11 80H13V75L10 78ZM16 79V78H15ZM60 79V78H59ZM58 79V81H59ZM68 79V78H67ZM126 79V77L124 78ZM140 79V78H139ZM148 79V78H147ZM150 79V78H149ZM55 80V78H54ZM77 80V79H76ZM145 80V79H144ZM51 81V80H50ZM53 82V81H52ZM58 83V82H57ZM57 83H55L57 85ZM97 83V82H96ZM102 83V82H101ZM100 83V84H101ZM104 83V82H103ZM107 84V83H105ZM48 85V84H46ZM54 85V83H53ZM45 86V85H44ZM51 86V83H50ZM49 87V85H48ZM54 87V86H53ZM101 87V86H100ZM127 87V86H126ZM151 87V86H149ZM46 88V87H45ZM43 89V88H42ZM154 89V88H153ZM35 90H37L36 92H34ZM111 90V88H110ZM114 90V88H113ZM155 90V89H154ZM116 91V89L114 90V92ZM113 92V91H112ZM14 94V93H13ZM23 94V93H22ZM40 94V93H39ZM43 94V92H42ZM256 95L257 94V88L255 87V89L253 90V95L251 98V101L249 102L248 100H242L243 104L240 105L239 108V116L238 119L236 117V120L234 121V129L237 132L235 135H238V144L236 146L233 145V138L232 136H228L225 135V129L226 127L221 128L222 125L219 124L218 120L214 117L213 120L209 121V127L211 129V132H216L217 129H224L222 134H218V138L216 139L220 145H222L223 148V154L225 155H233L231 157H233V161L234 158L237 162V166L241 167V163H239L237 161L238 156H244L243 158H246L245 160L248 161V159L250 160V153H255L256 149V144H258V142L262 143L261 140L258 141L256 140L252 135H250V131L251 129H248V122H250V116H260V111L264 113V103L263 102H257L256 103ZM117 96V95H116ZM244 97V96H243ZM13 98V97H12ZM11 99V102L8 103V106H5V104H3V97H0V136L3 135L2 131H4L5 129L8 131H14V130H18L21 129V123L22 122V116L21 113L26 109V105L21 103V99L20 101L17 99ZM93 99V98H92ZM246 99V98H245ZM263 100H264V93H263ZM106 104V103H105ZM104 104V106H105ZM234 104V103H232ZM259 105H261V107L258 109ZM103 106V105H102ZM101 106V107H102ZM232 106V105H231ZM235 106V105H234ZM233 106V107H234ZM254 106V107H253ZM256 106H258L256 108ZM106 107V106H105ZM161 107V106H160ZM232 107V109H233ZM100 108V107H99ZM103 108V107H102ZM79 109V108H78ZM77 110V109H76ZM101 110V109H100ZM126 110V109H125ZM78 111V110H77ZM124 110H122L123 112ZM237 111V112H238ZM76 112V111H75ZM79 112V111H78ZM77 112V113H78ZM86 113V111H85ZM72 114V113H70ZM87 114V113H86ZM127 114V113H126ZM215 114V113H213ZM212 114V115H213ZM55 115V114H54ZM122 115V114H121ZM125 115V114H123ZM222 115V113H221ZM224 115V114H223ZM222 115V116H223ZM178 116V115H177ZM220 116V115H219ZM237 116V115H236ZM88 117V114H87ZM108 117V115H107ZM111 117V116H110ZM85 118V117H84ZM211 118V115H210ZM108 119V118H107ZM174 119V118H173ZM257 119V118H255ZM254 119V120H255ZM89 120V119H88ZM94 120V119H93ZM91 120V121H93ZM100 120V119H98ZM233 120V118H232ZM231 120V121H232ZM252 120V119H251ZM21 121V122H20ZM90 121V123H91ZM106 121V120H105ZM242 121L243 123H248L246 127H248L246 130H244V128L242 126L239 125V122ZM95 122V121H94ZM93 122V123H94ZM100 122V121H99ZM102 122V121H101ZM100 122V123H101ZM221 122V121H220ZM264 122V121H263ZM48 123V122H47ZM51 123V122H50ZM89 121L86 123L88 124ZM106 123V122H105ZM111 123V122H110ZM114 123V122H113ZM155 123V122H154ZM169 123V122H168ZM233 123V122H232ZM98 124V123H97ZM95 124V125H97ZM153 124V123H152ZM222 124V123H221ZM228 124V123H227ZM226 122L225 125L227 126ZM253 124V123H252ZM257 124V123H256ZM24 125V124H23ZM45 125V123H44ZM47 125V124H46ZM66 125V124H65ZM84 125V124H83ZM82 125V126H83ZM94 125V124H93ZM223 125V126H225ZM229 125V124H228ZM246 125V124H245ZM250 125V124H249ZM110 126H112V124H110ZM231 126V125H230ZM27 127V126H26ZM69 127V126H68ZM86 127V126H85ZM96 127V126H95ZM228 127V126H227ZM245 127V128H246ZM257 127V126H256ZM28 128V127H27ZM31 128V127H30ZM28 128V129H30ZM83 128V127H82ZM87 128V127H86ZM109 128V127H107ZM229 128V127H228ZM258 128H259V132H264V126L260 125L258 122ZM89 129V128H88ZM110 129V128H109ZM108 129V130H109ZM234 129L232 131H234ZM254 129V128H253ZM40 130H45V128L41 127ZM107 130V129H106ZM231 130V128H230ZM118 131V129H117ZM120 131V130H119ZM17 132V131H16ZM82 132V131H81ZM87 132V130H86ZM85 132V134H86ZM19 133V132H17ZM22 133V132H21ZM232 133V132H231ZM234 133V132H233ZM246 134L247 135V142L244 143L243 141V135L242 134ZM249 133V134H248ZM254 133V132H253ZM256 133V132H255ZM16 134V133H15ZM27 133H25L26 135ZM7 135V134H6ZM84 135V134H83ZM107 135H109L107 133ZM151 135V134H150ZM100 135L96 136L93 133H90V135L88 136V138H86V140L84 139V143L82 141L81 146L79 148V152L78 155H82L85 152V145L87 143H91L92 141L95 143L97 141V138H99ZM23 137V136H22ZM77 137V136H76ZM80 137V136H79ZM104 137V135L102 134V138ZM217 137V136H216ZM234 137V136H233ZM246 137V136H245ZM244 137V138H245ZM252 138L253 142H248V140H250V138ZM78 138V137H77ZM114 138V137H113ZM21 136L20 135H16L13 136L9 139V144L11 142L12 144V149L14 150L15 153H20L21 150V145H23L22 140H21ZM35 142L37 140H40L42 138H34ZM100 139V138H99ZM135 139V138H134ZM8 140V139H6ZM77 140V139H76ZM83 140V139H82ZM113 140V139H112ZM142 140V139H141ZM139 141L140 143L142 141ZM116 141V140H115ZM120 141V140H119ZM34 142V140H33ZM74 142V141H72ZM93 142H92V146H93ZM114 142V141H112ZM117 142V141H116ZM122 142V141H121ZM121 142H117L116 146L117 148L120 146L119 144H122ZM215 142V141H214ZM76 143V142H74ZM110 144L111 140L108 142ZM3 144V142H2ZM70 144V142H69ZM68 144V146H69ZM139 144V143H138ZM142 144V143H141ZM173 144V143H172ZM171 143L170 144H162V145H154L151 150L148 153V157L146 162V165H150L151 163H153L154 156H158L159 152H162L164 154V156L168 159H170L171 156H173L174 152L176 154V151H173V145ZM236 144V143H235ZM73 145V144H72ZM104 145V143L102 144ZM100 145L102 148L103 146ZM114 145V144H113ZM140 145V144H139ZM1 146V145H0ZM8 146V145H7ZM89 145L87 144V147ZM109 148V145H107ZM71 147V145H70ZM91 147V146H90ZM122 147V146H120ZM123 146V149L124 150ZM66 148V147H65ZM73 148V147H72ZM95 148V146L93 147ZM116 148V147H115ZM116 148V149H117ZM130 148V150H128L126 154V156H130L129 154L131 153V147L128 146V149ZM150 148V145H149ZM51 151L54 149L52 148V146L49 147V151ZM64 149V148H63ZM87 149V148H86ZM107 149V147H106ZM105 149V150H106ZM112 149V148H110ZM125 149H127L125 147ZM175 149V148H174ZM71 150V149H70ZM76 150V149H75ZM101 150V149H100ZM133 150V149H132ZM49 151H47L46 153H42L41 157L34 159L33 161L36 163H39L42 159H43V154L44 155H48L49 158L48 160H44L43 163H40L39 166H44L47 167V165L50 163V159H51V155L49 154ZM103 151V150H102ZM115 151V149H114ZM119 152H113L115 154V157L118 158H122V155H125L123 152L121 151V148L119 150ZM207 151V150H206ZM89 151H86L87 155H88ZM111 152V151H110ZM121 152L123 154H121ZM92 153V151L90 152ZM113 153H109L111 156L113 157ZM13 154V153H12ZM74 153H72L69 150L64 149L63 150V154H61V157H63V155L65 156V162H63V160L60 157V163H58L57 167L58 169H52V168H48L47 171L49 173H51V175H61L60 178H62V173H64L66 166L63 167V163H65L67 165V170L71 169V165L72 164V155ZM96 154V153H95ZM77 155V152H76ZM75 155V156H76ZM93 156V155H92ZM91 156V157H92ZM106 156V155H104ZM162 156V155H161ZM78 157V156H77ZM241 157V158H242ZM27 158V157H26ZM25 158V159H26ZM63 158V159H64ZM101 158V157H100ZM115 158V159H116ZM125 158V157H124ZM158 158V157H157ZM165 158V159H166ZM175 158V157H174ZM230 158V157H228ZM87 159L90 160L89 156L87 157ZM114 159V160H115ZM164 159V160H165ZM7 160V159H6ZM82 160V159H81ZM113 160V158L111 159ZM157 160V159H156ZM173 160V159H171ZM243 160V159H242ZM241 160V161H242ZM9 161V160H8ZM25 162V160H23ZM68 161V163L66 162ZM78 161V160H77ZM80 161V160H79ZM78 161V162H79ZM93 161V159L91 160ZM106 161V160H104ZM108 161V159H107ZM230 161V160H229ZM240 161V162H241ZM75 162V161H74ZM84 162V166L88 167L90 165V162H88L87 160H83ZM113 162V161H112ZM115 162V161H114ZM124 162V161H123ZM231 162V161H230ZM253 162V161H252ZM81 163V162H80ZM116 163V162H115ZM118 163V162H117ZM234 163V162H233ZM243 163V162H242ZM34 164V163H33ZM57 164V163H56ZM76 164V163H75ZM246 164V163H245ZM244 164V165H245ZM74 165V163H73ZM215 165V164H214ZM232 165V164H229ZM7 166V165H6ZM5 166V167H6ZM10 166V170H11V177L15 178L16 176V172H20L19 171V165L13 166L12 163L9 164ZM114 166V165H113ZM151 166V165H150ZM172 166V165H171ZM243 166V165H242ZM15 167V168H14ZM103 167V166H102ZM112 165L109 166L107 169H111ZM173 170H174V166H172ZM179 167V166H177ZM175 167V168H177ZM185 167V166H184ZM207 168L209 166H206ZM245 167V166H244ZM37 168V172H40L41 170L39 169V167ZM83 168V167H82ZM93 168V167H92ZM147 168V167H146ZM179 168L182 169V167L180 166ZM7 169V168H6ZM39 169V170H38ZM90 169V168H89ZM116 169V168H115ZM141 169V168H140ZM139 169V170H140ZM145 169V168H144ZM150 169V168H149ZM148 169V170H149ZM180 169V170H181ZM184 169V168H183ZM216 169V168H215ZM245 169V168H244ZM252 169V168H251ZM20 170L25 171V173L27 174V168L25 167V164L22 163L20 165ZM68 170V171H69ZM76 170V169H75ZM237 170V169H236ZM248 170V169H247ZM85 171V170H84ZM151 171V170H150ZM178 171V170H177ZM244 171V170H243ZM46 172V174L48 173ZM88 172V171H87ZM93 172V171H92ZM104 172H111V171H104ZM102 172V174L104 173ZM117 172V171H116ZM140 172V171H139ZM207 172V171H206ZM42 173V172H41ZM134 173V172H133ZM148 173V172H147ZM176 173V172H175ZM203 174V171L201 172ZM200 173V174H201ZM246 173L248 174V176H250L251 178H241V177H237L235 174V178L238 184V189L239 191L237 192L236 196H235V200L234 203L232 204V207L228 209V211L222 215L221 219L218 220L215 224L211 225L208 229H206L204 232H199L197 230V235L195 237H193L190 232L191 230H186V232L188 233L187 235H183V237L181 236H177L174 239H161L159 241H152L150 242V250H145L142 249L140 253H136V252H129V251H125V250H105V251H96L93 250L91 248H89L86 244L87 238H88V233L90 230V226H91V221H86L82 218H77L72 227L68 230H66V232L64 233H57V237L56 239H62V243L60 245H58V247H56V243L55 240H52V232H53V228L50 229V227H52V225H54V221L52 222V218L53 216H60V218H64L66 219L67 217V209H66V205L61 206L59 205V199L58 197L60 196L61 198H63L65 196V190H63L62 187V179L61 180V184H60V193L58 196H55L47 205V207L45 206V210L43 212H41L40 214H38L39 218L38 220H42L43 222V226L46 229V231H44V239H47V243H50V245H52V242L54 247H56L59 251L58 253H53L50 257V261L43 263L45 260H47V258H44L43 256H41V254L44 252V248H42V244H39V240L38 238H40L39 234L37 236H34V234H23V239L24 242L28 248V252L29 253H25V256H29V254H31L32 256H35L38 258V260L41 261L42 264H58L62 259L69 257L70 259V264H72L73 258L75 256V254L77 252H79L80 254L83 255V259L85 260V264H143L144 260H148L149 264H232V257L231 254L235 251H238L239 249H241L242 247H247L253 244L259 245V241L262 235H264V189H260L258 182L255 180L254 174L251 172L246 171ZM256 173V172H255ZM264 173V172H263ZM144 174V173H143ZM153 172H150V177L152 176ZM174 174V173H172ZM181 174V173H180ZM183 174V173H182ZM262 174V173H261ZM5 175V174H4ZM8 175V174H7ZM45 177L47 175H45V173L43 174ZM89 175V174H88ZM110 175V174H109ZM149 175V174H148ZM185 175V174H184ZM206 175V174H205ZM44 176H42V174L39 175V177L42 179ZM56 176V175H55ZM65 176V175H63ZM77 176V175H76ZM262 176V175H260ZM9 177V176H8ZM10 177V179H11ZM44 177V178H45ZM108 176H106L107 178ZM172 177V176H171ZM179 177V176H178ZM181 177V175H180ZM186 177V175L184 176ZM24 178V177H23ZM131 178V177H130ZM166 178V176H165ZM188 178V177H187ZM257 178V177H256ZM76 179V178H75ZM88 180V178H86ZM135 177H132V180H130L126 185L122 186L123 188H121V190L114 192V193H108V195L100 202V204L98 205V207L95 209L98 213L101 212H105V213H110L113 214L116 218L119 217V211L120 209L124 206V205H128V209L129 210H134L137 207L135 198L138 196V194L140 193L139 190H141V188H144L145 186L147 187L148 183L151 181L146 180L145 178L142 177V184L139 183V181L141 179H135ZM169 179H171L169 177ZM178 179V178H177ZM190 179V178H189ZM67 180V179H66ZM90 180V179H89ZM88 180V181H89ZM108 181V178L106 179ZM172 180V179H171ZM175 180V179H174ZM184 180V179H183ZM259 180V178H258ZM263 180V179H262ZM28 181V180H26ZM59 181V180H58ZM64 181V180H63ZM86 181V180H85ZM128 181V180H127ZM187 181V180H186ZM190 181V180H189ZM46 182V181H45ZM57 182V181H56ZM67 182V181H66ZM65 182V183H66ZM109 182V181H108ZM141 182V181H140ZM177 182V180L175 181ZM192 182V180H191ZM261 182V181H260ZM264 182V181H262ZM58 183V182H57ZM68 183V182H67ZM81 183V182H80ZM87 183V182H86ZM89 183V182H88ZM179 183H185L183 181L179 182ZM189 184V183H188ZM24 185V184H23ZM65 185V184H64ZM15 186V185H14ZM29 186V184H28ZM25 187H27L25 185ZM262 187V186H261ZM24 188V187H23ZM194 188V187H193ZM16 193H19V191L22 193V189L19 188V186L16 187ZM80 189V188H79ZM147 189V188H146ZM189 189V188H188ZM195 189V188H194ZM2 190V189H1ZM145 190V189H143ZM87 191V190H86ZM191 191V190H190ZM80 192V191H79ZM139 192V193H138ZM145 192V191H144ZM138 193V194H137ZM14 194V195H15ZM71 194V193H70ZM18 198L19 199V194ZM16 195V196H17ZM27 195V194H26ZM179 195V194H178ZM6 196V194H5ZM140 196V195H139ZM184 196L188 198V203H189V208L188 209H183L178 213L179 217L181 219H184L186 217V213L189 211L190 208L195 207L194 205L196 203H198L199 201H203V199H191V197H198V196H191L190 194H185ZM26 197V196H24ZM103 197V196H102ZM14 198V197H13ZM22 198V197H21ZM28 199V198H27ZM21 200V199H20ZM25 202V200H24ZM22 203V202H20ZM178 203H180V201H178ZM74 204V203H73ZM224 202H221V206L223 207ZM76 205V203H75ZM95 205V204H94ZM93 206V205H92ZM182 207V206H181ZM211 207V206H210ZM91 208V207H90ZM93 208V207H92ZM91 208V210H92ZM21 209V208H20ZM60 210V212L56 213V210ZM105 209H107L108 211H106ZM76 210V209H75ZM95 211V212H96ZM7 212V211H6ZM10 213V212H9ZM79 213V212H78ZM77 214V213H76ZM37 215V214H36ZM79 215V214H78ZM77 216V215H76ZM75 217V216H74ZM79 217V216H78ZM34 218V217H33ZM36 218V217H35ZM55 218V217H54ZM104 218V217H103ZM111 218V217H110ZM113 218V217H112ZM37 219V218H36ZM60 219V220H61ZM33 220V219H32ZM36 221V220H35ZM45 221V222H44ZM59 221V220H58ZM57 221V222H58ZM33 222V221H32ZM31 222V223H32ZM52 222V223H51ZM172 217L169 215H166V218H161L160 220L157 221L156 224V233L160 234L161 236H163L168 228V225L170 223H172ZM48 229V230H47ZM50 229V230H49ZM55 232V230H54ZM37 233V232H36ZM43 237V236H42ZM61 242V241H60ZM59 244V243H58ZM77 246H80V249H75ZM53 248H51L52 250ZM167 253H171V255H167ZM251 259L254 261V264H264V256H262L259 252V250H254L251 254ZM41 257V258H40ZM222 258H228L227 260L222 259ZM1 259V258H0ZM6 260V259H5ZM37 261V260H36ZM43 261V262H42ZM37 263V262H36Z\"/></svg>",
    "mask_w": 264,
    "mask_h": 264
}]
</instances>
